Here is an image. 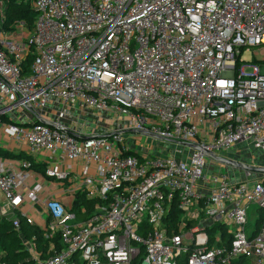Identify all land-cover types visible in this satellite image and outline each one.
I'll list each match as a JSON object with an SVG mask.
<instances>
[{"label":"built area","instance_id":"2783aa9c","mask_svg":"<svg viewBox=\"0 0 264 264\" xmlns=\"http://www.w3.org/2000/svg\"><path fill=\"white\" fill-rule=\"evenodd\" d=\"M32 6L6 32L0 0V149L26 155H0V218L29 264H264L237 152L264 150V0Z\"/></svg>","mask_w":264,"mask_h":264},{"label":"trees","instance_id":"16d2710c","mask_svg":"<svg viewBox=\"0 0 264 264\" xmlns=\"http://www.w3.org/2000/svg\"><path fill=\"white\" fill-rule=\"evenodd\" d=\"M1 1L3 3L5 15V20L2 26L4 31H13L15 29V23L22 20L26 23L27 29L32 27L36 13L28 0ZM27 61L25 62L26 69L29 64ZM22 230L26 233H28V231H33L27 225L22 226ZM35 233L37 234V232ZM0 261L6 264H29L27 254L22 248L17 232L7 221L0 222Z\"/></svg>","mask_w":264,"mask_h":264},{"label":"rangeland","instance_id":"374dc122","mask_svg":"<svg viewBox=\"0 0 264 264\" xmlns=\"http://www.w3.org/2000/svg\"><path fill=\"white\" fill-rule=\"evenodd\" d=\"M29 4L32 5L33 4V0H28ZM30 29L32 30V27H30ZM256 49H250V52H245L242 54V58L246 61L251 60L252 58H258L259 56L254 55L252 52L255 51ZM32 58L29 57L28 61L29 64L31 63ZM28 64V65H29ZM97 120V119H94ZM156 146L161 148L160 150L156 151V155H161L164 156L165 154L169 153L170 150V146H167L166 144H162L160 142L156 143ZM241 149H243V154L246 155V157H250L249 160H251L252 157L256 156L255 159V164L251 163L252 166H257V164H261V166H264V150H257L252 148L251 146L245 144L243 147H241ZM262 152V153H260ZM240 157H242V155H239ZM244 161H248V159H245V157L243 156ZM257 163V164H256ZM260 166V165H258ZM225 172V170H224ZM261 215H263V212L257 210V208H255L254 206H251L250 209H248L247 211V220H248V227H247V234H249L251 232V230L255 227V221L257 218H259ZM12 217V214L8 215L6 219H10Z\"/></svg>","mask_w":264,"mask_h":264},{"label":"crops","instance_id":"0c3cea01","mask_svg":"<svg viewBox=\"0 0 264 264\" xmlns=\"http://www.w3.org/2000/svg\"><path fill=\"white\" fill-rule=\"evenodd\" d=\"M94 119H97L96 118V116H93V117H88L87 119H85V120H83V121H91L90 123H92L93 121H97V120H94ZM105 126L102 128L101 126L99 127V128H95L92 124H86V127H84V131L85 132H88V133H90L91 131H93V132H104L105 131ZM4 141V140H3ZM241 151V148L240 147H238V149H237V152H240ZM242 152H243V149H242ZM0 153H1V155H6V156H11V157H15V158H25L26 157V155H25V153H24V148L23 147H20V148H17V147H12V145H8L7 147H3L2 149H0ZM260 153H262V152H260ZM245 154V153H244ZM243 153H241V155H242V159H243V156L245 157V159H248V163H254L255 164V159H256V156H254V157H252L251 158V160H249L250 159V157H246V155H244ZM257 164V163H256ZM258 165H260V166H258ZM255 167H259V168H264V166H261V164L259 163V164H257V166H255ZM35 169H37V171H39V172H42V170H43V165L42 164H39V165H37L36 167H35ZM262 176V174H260V173H257L256 172V175H254V178H262L261 177ZM239 179H242V176H241V174H239L238 173V176H237ZM263 181H264V177H263ZM262 212V211H261ZM31 216H32V218L35 220V221H37L38 220V218H37V216H36V214H35V212L34 211H32V213H31ZM262 216V215H261ZM260 216V217H261ZM259 217V218H260ZM259 218H257L256 219V221H255V225H256V223L258 222V220H259ZM2 221H5V220H2L1 218H0V222H2ZM248 221V220H247ZM25 225V224H24ZM23 225V226H24ZM28 227H30L33 231H28V233H26L25 231H22L23 233H24V235H26V236H30V235H32V234H35V232H38V230L35 228V227H31V226H28ZM255 229V227L252 229V230H254ZM251 230V231H252ZM243 264H249V262H247V263H243Z\"/></svg>","mask_w":264,"mask_h":264},{"label":"water","instance_id":"95a60500","mask_svg":"<svg viewBox=\"0 0 264 264\" xmlns=\"http://www.w3.org/2000/svg\"><path fill=\"white\" fill-rule=\"evenodd\" d=\"M255 172H257V173H264V168L255 169Z\"/></svg>","mask_w":264,"mask_h":264}]
</instances>
